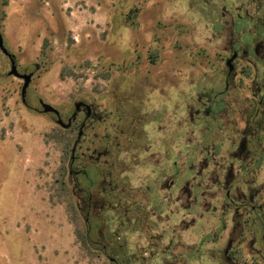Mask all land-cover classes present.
<instances>
[{
  "label": "rangeland",
  "instance_id": "obj_1",
  "mask_svg": "<svg viewBox=\"0 0 264 264\" xmlns=\"http://www.w3.org/2000/svg\"><path fill=\"white\" fill-rule=\"evenodd\" d=\"M219 3L0 0L5 46L20 72L34 73L25 105L24 82L8 75L11 62L0 50V264H109L89 245L85 202L78 198L70 173L85 112L64 129L54 115L41 112L40 100L57 108L65 123L77 102L94 108L90 121L99 122L86 129L79 143V166L89 151L116 146V137L122 141L119 121H132L133 116L138 121H172L173 161H179L190 139L181 122L214 121L202 112L220 91L214 80L226 70L220 61L229 40L218 24ZM243 65L239 62V71ZM240 81L231 94L236 101L250 96L247 80L238 76ZM230 112L233 120H243V111ZM195 130L198 135L200 128ZM103 213L104 220L113 217L110 229L118 231L116 213ZM126 221L119 234L126 245L131 250L147 246L140 228L133 227L132 219ZM106 233L97 239L106 242ZM148 240L162 247L168 241ZM174 246L167 256L172 263H165V253L148 252L146 264H182L175 260L181 248ZM195 257L188 254V264H198Z\"/></svg>",
  "mask_w": 264,
  "mask_h": 264
},
{
  "label": "flooded vegetation",
  "instance_id": "obj_2",
  "mask_svg": "<svg viewBox=\"0 0 264 264\" xmlns=\"http://www.w3.org/2000/svg\"><path fill=\"white\" fill-rule=\"evenodd\" d=\"M217 8L229 42L220 61L226 70L214 80L220 91L203 105L202 115L214 121L181 122L190 139L180 160L173 161L172 121L136 116L119 121L125 138L116 137V146L89 151L83 166L76 154L71 159L75 190L85 202L89 245L109 264H146L148 252L165 253V263H172L167 256L173 245L181 248L175 260L182 264H188V254H195L198 264L206 259L208 264H264V0H220ZM239 62L244 63L240 71ZM238 76L247 80L250 96L236 101L231 94L241 85ZM91 108L87 118L82 107L79 132L84 123L85 133L99 122L90 121ZM231 110L243 111V120H233ZM104 211L116 213L118 231L110 229L113 217L104 220ZM127 218L147 246L126 245L119 234ZM100 232H107L106 242ZM154 238L168 241L151 246L148 239Z\"/></svg>",
  "mask_w": 264,
  "mask_h": 264
},
{
  "label": "water",
  "instance_id": "obj_3",
  "mask_svg": "<svg viewBox=\"0 0 264 264\" xmlns=\"http://www.w3.org/2000/svg\"><path fill=\"white\" fill-rule=\"evenodd\" d=\"M0 50L2 51V53L4 55H6L10 62H11V69L8 73L9 76H14L20 80H22L23 83V87H22V91H21V97H22V101L25 105H27V91L28 88L31 85L34 73H22L20 72V70L18 69L17 63H16V57L14 54H12L5 46V41H4V37L2 35V33L0 32ZM40 66L37 65L36 66V70H39ZM40 106H41V112L43 114H51L56 116V123L61 126L64 129H69L72 127L73 125V120L76 119L77 115L79 114V112L81 111L82 107H85L88 111L87 114V118H89L92 115V108L90 105L86 104L83 101L77 102L74 106V113L72 115V117L69 119V121L67 123L64 122V120L62 119L61 113L60 111L55 108L54 106H52L51 104L46 103L44 100H40ZM84 126L85 123L82 125L80 132L78 134V138L74 144L73 150H72V158L75 157L76 151H77V147L79 145V143L81 142L83 135H84Z\"/></svg>",
  "mask_w": 264,
  "mask_h": 264
}]
</instances>
